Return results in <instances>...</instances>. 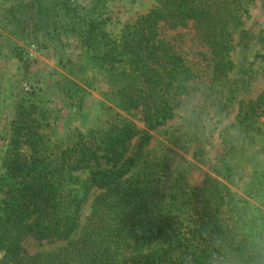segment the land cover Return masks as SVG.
<instances>
[{"label": "trees", "instance_id": "trees-1", "mask_svg": "<svg viewBox=\"0 0 264 264\" xmlns=\"http://www.w3.org/2000/svg\"><path fill=\"white\" fill-rule=\"evenodd\" d=\"M86 1L18 0L1 14L0 36L7 45L0 41V55L7 48L26 70L28 47L51 50L60 68L73 75H59L57 87L76 111L91 85L78 78L85 69L66 59L65 49L74 47L86 56L103 77L104 89L95 126L75 134L67 147L49 144L50 120L40 102L22 96L16 103L3 161L0 264H171L169 251L188 248L194 264H202L199 230L227 205L234 169L215 162L200 186L190 188L193 198L187 204L165 203L160 178H169L172 167L161 158L136 170V156H128L139 133L134 120L143 124L142 148L150 132L170 121L162 98L168 81L176 74L194 79L186 61L160 38V24L176 29L191 22L208 50L213 88L222 97L231 92L232 54L236 49L245 53L252 39L240 30L241 12L253 0H162L126 25L117 41L106 31L114 0ZM261 115L264 91L254 100L239 101L231 123L250 140ZM101 163L111 164L113 171L92 170ZM83 172L88 177L80 181L75 175ZM91 196L89 216L80 227L82 207ZM28 237L63 245L56 253L28 256L23 249Z\"/></svg>", "mask_w": 264, "mask_h": 264}, {"label": "rangeland", "instance_id": "rangeland-1", "mask_svg": "<svg viewBox=\"0 0 264 264\" xmlns=\"http://www.w3.org/2000/svg\"><path fill=\"white\" fill-rule=\"evenodd\" d=\"M18 0H0V18L3 11L12 6ZM85 3L86 0H76ZM162 0H114L108 6V23L106 31L113 40H118L124 27L133 23L137 18L157 8ZM242 26L240 30L250 33L252 39L248 44L245 53L236 49L232 54L234 64L233 71L228 75L231 92L222 97L213 88L209 79V53L204 44L200 43L195 35L191 22L184 27L169 29L160 24V38L167 41L175 53L180 55L190 67L194 80L207 81L215 92L216 98L221 99L218 103L230 117L231 122L239 110V101L247 102L254 100L264 91V0H253L245 3L241 12ZM0 34H2L0 32ZM3 36L0 41L6 46L7 42ZM78 49L70 47L65 49V57L73 63H78L85 70L78 78L91 87L85 88L86 94L82 103L81 111H76L69 105L67 99L62 97L57 87L59 75H68L59 66V57L51 50L39 52L27 48V59L29 66L23 70L15 57L7 51L1 50L0 55V203L4 198L2 187L5 171L3 161L7 148V135L9 125L14 116V107L22 96L31 97L34 101L40 102L48 112L50 126L46 130L51 146H70L77 133L85 134L100 118L99 105L102 102L101 90L103 77L95 69L88 65V59ZM59 61V62H58ZM77 68V67H76ZM78 81V80H75ZM218 88V87H217ZM227 94V89L223 90ZM231 97L233 100L228 101ZM226 105V107H225ZM138 134L132 141L129 157L135 155L136 170L140 169L146 162L164 158L165 162L172 167V174L169 178L162 177L164 183L161 192L164 193V202L172 204L173 201L181 206L187 204L193 198L190 188L200 186L206 173H210V166L215 162L204 158L203 153L198 155L197 146L191 149L185 147L172 131L170 121L164 126L150 132V139L141 148V134L143 124L138 117L134 120ZM258 131L251 135L250 142L264 150V115H261L257 122ZM93 171L112 170L111 164L101 163L99 167L94 166ZM78 179L85 180L88 172L76 174ZM128 175L126 178H128ZM164 181V182H163ZM230 190L233 187L229 185ZM99 191L95 192L98 193ZM90 199L82 207L80 213V227H83L90 213ZM179 206V208H180ZM169 208V207H167ZM78 235V233H77ZM61 242L47 243L36 242L32 238H26L23 249L28 256H35L41 253H56L62 247ZM2 254L0 253V262Z\"/></svg>", "mask_w": 264, "mask_h": 264}, {"label": "clouds", "instance_id": "clouds-1", "mask_svg": "<svg viewBox=\"0 0 264 264\" xmlns=\"http://www.w3.org/2000/svg\"><path fill=\"white\" fill-rule=\"evenodd\" d=\"M175 136L204 158L234 169L227 205L199 230L202 264H264V150L253 145L204 80L176 74L162 92ZM221 211V209H225ZM171 264H194L191 248L169 251Z\"/></svg>", "mask_w": 264, "mask_h": 264}]
</instances>
